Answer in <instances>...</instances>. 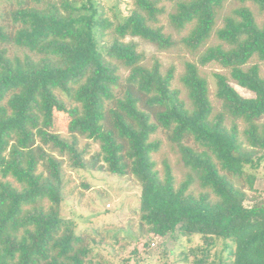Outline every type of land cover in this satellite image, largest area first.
Returning <instances> with one entry per match:
<instances>
[{"label":"trees","instance_id":"16d2710c","mask_svg":"<svg viewBox=\"0 0 264 264\" xmlns=\"http://www.w3.org/2000/svg\"><path fill=\"white\" fill-rule=\"evenodd\" d=\"M160 1L133 0L111 21L94 0H0L7 5L0 8V264H101L74 222L60 215L61 161L46 149L83 166L77 136L98 143L93 162L140 185V235H198L203 245L191 250L201 253L194 264H214L217 243L215 264H264V189L254 186L264 162V77L257 64L246 66L264 59V24L244 4L264 13V0H238L219 27L227 0H166L170 25H191L180 39L185 47L199 50L212 34L218 39L198 63L218 64L253 93L241 96L215 72L218 108L196 63L184 62L183 99L171 87L174 67L162 70L157 58L145 63L124 40L140 37L158 49L175 44L158 24ZM13 46L27 52L11 55ZM55 112L66 115L69 138L53 130ZM157 129L188 170L179 183L167 161L156 169L159 141L150 136Z\"/></svg>","mask_w":264,"mask_h":264},{"label":"rangeland","instance_id":"374dc122","mask_svg":"<svg viewBox=\"0 0 264 264\" xmlns=\"http://www.w3.org/2000/svg\"><path fill=\"white\" fill-rule=\"evenodd\" d=\"M97 9L103 16L113 21L115 16L127 14L132 7L133 0H94ZM238 0H227L216 21V27L222 24V15L228 13L230 9L238 6ZM248 6L259 24H264V13L258 11L257 7L250 1L244 3ZM158 5H163L165 12L159 16L158 24L163 26L166 33L172 36L175 44L166 49H158L155 45L141 39L140 37L124 38L125 41H133L137 50L143 54V61L150 64L157 58L161 64V69L168 66L174 67V75L171 87L179 90V96L185 99V92L180 83L179 77L184 69V62H194L197 64L200 73L206 78L209 87V98L218 108L219 102L216 99L215 80L213 73L219 72L227 76L229 83L243 97H252L253 93L230 79L228 70L216 63L200 65L198 55L208 45L218 43L215 35L208 39L206 44L199 50H190L185 47L180 39L184 36L191 25L177 30L173 28L167 18L172 3L161 0ZM7 7L6 3H0V8ZM112 37L110 30H105L103 41H109ZM27 52L24 49L13 46L9 48V53L22 55ZM257 64L260 75L264 77V59L259 60L253 57L246 66ZM122 78L126 77L128 71L120 67L118 69ZM261 121H264V116ZM53 130L62 137L69 138L67 130L66 115L55 112ZM77 147L81 153L83 166L73 165L71 159L55 150L46 147L47 151L61 161L62 170V192L63 200L60 205V215L71 219L76 231L89 240V244L98 252L101 258H96L101 264H194V259L201 253L193 254L191 250L201 247L202 240L198 235L158 236L152 233L139 234V213L138 203L140 195V185L130 175L119 176L101 168L102 162H93V156L99 150L97 142L77 136ZM150 140L159 141V148L152 153V159L156 163V169L162 170L163 160L167 161L172 169L176 183L185 179L187 168L183 165L177 147L171 144L165 137L162 130L157 129L150 136ZM38 170H42L39 166ZM1 178V176H0ZM14 185H17L10 177L6 178ZM254 186L257 189H264V162L256 171V181ZM194 193L200 190L197 185L190 187ZM252 195L251 191H247ZM221 245L217 243L211 250L210 261L217 262L213 253L220 250ZM103 259V260H101Z\"/></svg>","mask_w":264,"mask_h":264}]
</instances>
